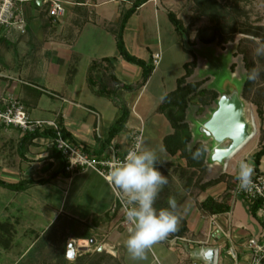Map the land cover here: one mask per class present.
<instances>
[{"label": "crops", "instance_id": "1", "mask_svg": "<svg viewBox=\"0 0 264 264\" xmlns=\"http://www.w3.org/2000/svg\"><path fill=\"white\" fill-rule=\"evenodd\" d=\"M61 1L66 10L61 18L48 14L49 5L44 0H25L19 5L26 32L14 40L0 41V93H12L27 107L32 119L56 123L87 150L101 155L111 144L116 156L123 157L133 145L134 135H139V141L145 146L141 115L134 112L135 120L126 121L128 127H123L107 142L110 127L121 111L110 98L99 95L89 85L87 74L93 61L109 58L118 80L131 82L141 75L140 67L120 57L113 34L120 12L130 7L132 0ZM166 3L169 1L147 0L130 16L123 29L124 46L131 55L151 63L154 58L157 60L132 108L139 106L140 95L145 93L164 53L162 32L167 26L163 27L159 20H163V13L168 20ZM166 45L169 49L176 46L174 42ZM158 102L153 105L155 111ZM157 126L154 131L160 134L156 136L160 151L164 152L161 159L166 161L160 170L168 179L155 202V207L160 208L161 204L166 205L161 199L169 198L168 189L180 191L182 187L172 184L173 175L180 170V161L163 147V138L173 129L170 125V130L161 134L162 125L157 122ZM201 143L207 149L206 143ZM152 147L156 150L158 144ZM56 152L49 135L29 136L14 127L2 130L0 181L6 185H0V264H137L139 261L132 260L125 247L127 226L112 188L93 169L65 172ZM227 163L220 174L226 172ZM213 166L208 164L209 168ZM258 171L264 173V155ZM235 180L234 177L232 185L227 184L229 194L216 196L209 192L210 186L198 193L195 202H192L193 191H181L185 194L180 196L178 204L186 224L185 233L174 237L171 233L156 243L154 251L146 252L147 264H207L201 257L202 249L207 248L215 249L214 264H249L243 227L238 224L232 230L227 221L219 218L225 213L203 214L196 206V202L206 197L216 201L228 199L230 205ZM40 220L47 221L44 228ZM72 220L82 226L78 225L76 236L67 235L69 227L75 226ZM48 230L51 232L46 235ZM39 236L40 243L44 236L47 239L48 246L40 250L49 252L51 248L54 254L51 261L43 262L42 255L39 261L38 256L35 261L27 260L38 245ZM61 238L65 244H73V257L67 255L69 247L61 249ZM163 243L169 247L165 249ZM229 249L234 256L229 254Z\"/></svg>", "mask_w": 264, "mask_h": 264}, {"label": "rangeland", "instance_id": "2", "mask_svg": "<svg viewBox=\"0 0 264 264\" xmlns=\"http://www.w3.org/2000/svg\"><path fill=\"white\" fill-rule=\"evenodd\" d=\"M168 1L169 3L164 4L165 9L169 12H173L181 21L184 28L183 39L180 38L181 43H186L197 58L194 70L191 76L186 80L187 82L193 83V85H188L186 87L189 89L187 97L190 98L189 100L193 104L192 106L190 105L186 112V119L191 130L192 140L202 141L203 137L198 131V123L205 118L210 109L214 107L215 100L218 98L219 94L225 92L228 87L240 86L243 80L247 81L245 76L246 72L253 67L264 68V58H257L253 54V49L257 46V43H264V0ZM165 18L163 13V20L161 18L159 20L163 27L167 26V30L162 32V36L165 37V44L163 46L164 53L161 55L159 65L155 67L156 72L151 76L149 86L145 93L143 92L140 95L139 106L134 105L133 108L131 107L132 102L136 99L138 92L141 90V87H137L141 75L131 82L119 80L122 84L130 85L132 88L131 90L115 88L112 94V98L119 101L127 108V122L135 120L132 116L134 112L141 115L140 120L144 122L142 129L144 130V134L142 135H144L146 141L145 147L151 148L153 144H158L156 151L160 158H163L162 155H164V152L160 151V140L158 143L156 136L160 134L154 130L158 128V122L159 125H162L160 133L162 134L165 131L168 132L170 130V123L163 115L161 116V114L156 113L153 105L159 101L157 104L158 106L161 102V96L175 89L176 79L184 72L182 63L191 61L193 58L192 55L186 53L182 49L179 37L174 31V27L170 21ZM218 33L220 34L219 38L222 44L220 43L216 46L214 43L204 44L200 42L202 39L211 38L215 34L217 36ZM173 42L176 46L172 49L167 48L168 45L166 44ZM200 89L209 90L210 92H206L202 96L196 95ZM240 97L245 105V117L253 122L252 136L234 156L227 160V168L224 173L225 179L219 183V185H214L209 188V192L212 191L216 196L229 194V189L226 191V187L227 184L232 185L234 177H236L238 172L240 161L245 159L253 160L254 151L260 147H264V71L261 72L260 78L256 81L248 80V85L245 89L244 87L242 88ZM145 103H148L149 107H142ZM196 107L199 111H195ZM142 108H144L143 112L141 110ZM259 110L261 111L260 114H262V117L259 116ZM128 125L129 124L123 126V129L127 128ZM111 146L113 147L111 144L107 146L106 150ZM94 153L100 156L98 152ZM180 165V170H176L173 175L174 179L172 184L181 186L182 189L180 191H170V189H168L169 197H175L177 202H180V196L185 194L182 193L183 190L193 191L195 195L192 202H195V197L201 192L198 190L199 181L207 180L209 177H216L223 169L221 165H215L212 168L207 166V171L204 173H197L196 171H191V173H189L183 171L186 169L183 160L180 161ZM187 178H191L193 181L189 182L190 185H188V187H185L184 184ZM231 198L230 211L220 215L219 218L223 221H227L232 230L240 224L243 227L241 230L246 232L243 240H247L250 237H258L261 218L258 217L256 208L254 209V215H252L247 201L241 197H235L233 199L232 196ZM161 202H166V205L161 204V207L167 206V198L161 199ZM178 205H180V203ZM72 222H74L75 226L71 225L69 227V233L67 235L76 236L78 225L79 228H82V226L77 220H72ZM181 223L180 221L177 228ZM39 224L44 228L47 225V221L40 220ZM128 226L131 227V224L125 227L124 233L127 236ZM50 230L47 231L46 235L51 232ZM61 231H63L64 235L66 234L64 230ZM66 231L68 232V230ZM38 233L44 232L38 231ZM45 236L41 243V237L39 236L37 238L39 241L37 243L38 245L33 252L28 254V261L32 259L35 261L36 256H38L39 261L41 255L43 262L52 260L51 258L54 254L51 248L49 252L42 253L40 250L48 246ZM60 241L61 249H63V246L67 249L69 245L68 242L65 244L63 238H61ZM162 246L165 249L169 247L166 243H163ZM148 251H154L153 247ZM169 256L172 261V255L170 254ZM96 260L97 259H95V261ZM25 261L26 259L24 262ZM147 261L148 260L145 259L139 261L137 264H147Z\"/></svg>", "mask_w": 264, "mask_h": 264}, {"label": "trees", "instance_id": "3", "mask_svg": "<svg viewBox=\"0 0 264 264\" xmlns=\"http://www.w3.org/2000/svg\"><path fill=\"white\" fill-rule=\"evenodd\" d=\"M147 0H132V4L130 7L122 10L119 15L118 22L116 24V27L113 29V34L116 41V48L121 58H123L126 62L137 65L141 68V78L137 85V87H142L149 76L151 75L153 71V63L146 62L140 58H137L133 55H131L125 48L124 42H123V29L130 18V16L136 11V9L145 3ZM168 20L174 27V31L180 38L183 39L184 34V28L182 26L181 21L175 16L173 12L167 11L166 13ZM220 34L218 33L213 35V37L208 39H202L200 42L204 44H212L214 43L216 46H218L220 43ZM219 39V40H218ZM180 45L182 49L192 55V60L185 62L183 64V70L184 73L180 77L176 79V87L171 92L165 94L161 102L156 108V112L159 114H162L170 123L173 132L163 138V147L165 151L171 155L176 156L177 160L184 161V167L186 168L183 171H187L191 173V171H196L197 173H204L207 171V152L205 147L200 141H193L191 130L188 126L187 119H186V112L190 105L193 104L189 100L190 98L187 97V92L189 89L186 87L188 85H193L191 82H187V78H189L194 70V67L196 65V56L192 53V49L186 44L181 43ZM244 59V58H243ZM114 67L109 58H103L98 61H93L88 70L87 74V80L89 85L96 88V91L99 95L106 96L112 100L115 106L119 108L121 111V115L116 119V121L111 125L109 133H108V139L107 142L111 141L112 138H114L117 133L123 128L124 124L127 120V108L124 107L119 101L112 98V94L114 93V89L116 88H122L124 90H131L130 85L122 84L114 75ZM247 73V72H246ZM246 76V75H245ZM186 81V82H185ZM248 85V80H243L241 83V91L242 88L244 89ZM240 91V93H241ZM210 92L209 90L200 89L198 94L196 95H204L205 93ZM198 108L196 107L197 111ZM199 111V110H198ZM261 111L259 110V116L262 117V114H260ZM59 130L61 134L64 137H69V134L61 127H59ZM29 136H38V135H49L51 139L55 135V132L52 130H45L41 133L35 132V133H29ZM188 146H191L192 150L194 151L196 148L203 147L204 151L199 159H193L191 152L188 151ZM56 150V149H55ZM57 151V150H56ZM99 153V152H98ZM100 154V153H99ZM264 155V147H260L254 154H253V163H254V169L258 171V166L260 163L261 157ZM56 156L60 159L62 170H64V166L66 163L65 158L61 155L59 151L56 152ZM179 165V164H178ZM181 168V167H180ZM225 179L224 174H219L216 177H209L207 180L199 181L198 184V190L202 191L205 190L207 187L217 185L221 181ZM191 178H187L184 186L188 187L189 182H191ZM45 181H39V183H44ZM197 182V181H196ZM0 185L5 186L6 184L0 181ZM199 210L203 214H222L226 213L230 210V205L228 203V199L225 201H216L212 197H206L201 202H196ZM256 207H253L252 205H249V210L254 215V209ZM181 225L177 228L175 232L171 234L172 237L174 236H183L186 230V224L183 220H181Z\"/></svg>", "mask_w": 264, "mask_h": 264}, {"label": "clouds", "instance_id": "4", "mask_svg": "<svg viewBox=\"0 0 264 264\" xmlns=\"http://www.w3.org/2000/svg\"><path fill=\"white\" fill-rule=\"evenodd\" d=\"M253 54L257 58H264V43L258 42ZM262 71L264 68L253 67L246 73V79L256 81ZM187 150L193 159H199L204 148L199 147L193 151L188 146ZM165 162L155 149L145 147L138 141L108 173L110 184L121 194L126 219L131 224L125 247L134 261L145 260L146 252L175 232L182 219L181 208L173 196L167 199V206L155 207L159 193L168 183L167 176L160 170ZM253 175L251 160H241L235 177L238 190L250 191Z\"/></svg>", "mask_w": 264, "mask_h": 264}, {"label": "built area", "instance_id": "5", "mask_svg": "<svg viewBox=\"0 0 264 264\" xmlns=\"http://www.w3.org/2000/svg\"><path fill=\"white\" fill-rule=\"evenodd\" d=\"M25 0H1L0 1V41L14 40L26 32V23L23 15L19 12V5ZM48 3V14L54 18L64 16L66 10L61 0H44ZM153 64L157 63L156 58ZM1 76V75H0ZM7 127L19 129L24 134L41 133L52 130L55 135L51 139L54 148L65 158L64 171L67 173L79 172L85 169H93L101 174L115 194L116 204L121 210L124 225H130L126 219L125 204L121 194L110 184L108 173L110 168L116 165L123 157H117L115 149L111 146L100 156L77 144L69 137H64L56 123L48 120L32 119L27 107L12 93H0V136L2 130ZM133 144L140 140L139 135H134ZM253 185L250 191H240L237 181L232 188V196L241 197L249 205L256 207L257 215L261 218L262 233L255 238H248L245 247L249 252V264H264V173L254 169ZM229 254L234 256L232 249Z\"/></svg>", "mask_w": 264, "mask_h": 264}, {"label": "water", "instance_id": "6", "mask_svg": "<svg viewBox=\"0 0 264 264\" xmlns=\"http://www.w3.org/2000/svg\"><path fill=\"white\" fill-rule=\"evenodd\" d=\"M241 83L219 94L214 107L198 123L202 141L207 145L208 164L224 167L252 136L253 122L245 117V105L240 97ZM68 247L67 255L71 258L74 246ZM201 257L207 264H214L215 249H202Z\"/></svg>", "mask_w": 264, "mask_h": 264}]
</instances>
